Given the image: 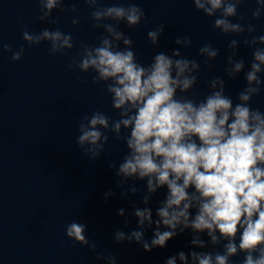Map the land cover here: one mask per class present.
<instances>
[{
	"label": "clouds",
	"instance_id": "obj_1",
	"mask_svg": "<svg viewBox=\"0 0 264 264\" xmlns=\"http://www.w3.org/2000/svg\"><path fill=\"white\" fill-rule=\"evenodd\" d=\"M247 0H191L195 10L212 18V28L229 37L224 75L207 82L202 98L194 91L201 61L214 67L221 55L211 43L199 47L190 59L182 49L192 47L189 36H177L176 47L158 51L150 63H143L134 41L121 25L134 29L146 21L145 10L136 3L103 6L102 0H83L90 10V22L98 30L94 44L81 43L67 69L90 75L111 99L118 118L100 109L79 119L75 144L80 155L96 161L111 140L122 141L126 153L108 168L115 177L120 198L130 211L117 210L129 231L116 229L117 244H136L144 252L165 249L178 236L188 234L187 251L168 256L164 264H264V111L253 107V99L264 91V35L240 7ZM252 20L264 19V0H254ZM40 23L57 25L54 12H71V24H80L79 9L65 8V0H38ZM22 39L29 48L46 44L49 56H67L76 47L72 33L59 27L30 31L22 25ZM165 32L159 24L147 32L156 48ZM250 49V59L240 55ZM22 60L23 45L13 51L0 40V53ZM243 76L244 86L233 97L227 81ZM79 78V77H78ZM88 84V79H81ZM163 193V198L154 197ZM109 190L104 200L115 197ZM87 225L76 220L65 225V236L96 253L105 264H117V257L97 251L86 235ZM151 232V237H148ZM222 249V250H217Z\"/></svg>",
	"mask_w": 264,
	"mask_h": 264
},
{
	"label": "water",
	"instance_id": "obj_2",
	"mask_svg": "<svg viewBox=\"0 0 264 264\" xmlns=\"http://www.w3.org/2000/svg\"><path fill=\"white\" fill-rule=\"evenodd\" d=\"M136 3L145 10L147 19L134 29L121 25L134 41V50L145 64L158 51L176 47L177 36L191 37L192 47L182 53L195 59L200 46L211 43L221 51L214 67L201 61V73L194 89L202 98L209 91L207 82L223 76L229 37L212 28V18L197 12L191 0H102L103 6ZM79 9L80 24L73 27V13L54 12L57 25L40 23L38 0H0V40L10 43L13 51L24 46L19 62L11 53H0V264H105L96 253L75 244L65 236V225L72 220L87 225L86 235L97 244V251L117 257V264H164V260L180 250L187 251L190 236H178L165 249L144 252L136 244H117L116 229L125 228L120 208L130 211L128 202L119 196L115 177L108 168L110 161L119 162L126 153L122 141L111 140L104 155L88 161L75 144L76 127L84 113L95 109L118 118L111 99L100 86L90 83L91 76L67 69L81 43L94 44L98 30L90 22V10L83 0H65L64 7ZM254 0L241 5L240 13L254 23L257 35H264V19L252 20ZM159 24L165 32L159 46L153 48L147 32ZM39 32L47 27L72 33L76 47L67 56H49L48 46L29 48L22 39L21 26ZM250 49L241 47L240 55L250 59ZM79 77V78H78ZM88 79V84L81 83ZM244 86L243 76L228 80L226 91L233 97ZM253 107L264 111V91L253 99ZM112 190L115 197L104 200ZM163 198V193L154 197ZM151 237V232H148ZM222 250V249H217ZM243 255L234 257L239 264Z\"/></svg>",
	"mask_w": 264,
	"mask_h": 264
}]
</instances>
